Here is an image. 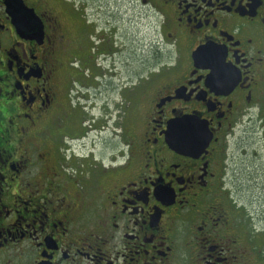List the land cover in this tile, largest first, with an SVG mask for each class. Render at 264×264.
Returning a JSON list of instances; mask_svg holds the SVG:
<instances>
[{"label": "flooded vegetation", "instance_id": "obj_1", "mask_svg": "<svg viewBox=\"0 0 264 264\" xmlns=\"http://www.w3.org/2000/svg\"><path fill=\"white\" fill-rule=\"evenodd\" d=\"M142 2L129 67L101 7L0 0V264H264V189L229 154L264 168V0Z\"/></svg>", "mask_w": 264, "mask_h": 264}, {"label": "rangeland", "instance_id": "obj_2", "mask_svg": "<svg viewBox=\"0 0 264 264\" xmlns=\"http://www.w3.org/2000/svg\"><path fill=\"white\" fill-rule=\"evenodd\" d=\"M84 4L86 11L92 16H102L98 12V8L101 7L103 16L111 21L112 27L116 26L120 33L116 36L117 45L118 40L121 37V41L126 42L127 45V61L128 66H141L145 65L148 58L151 57V46L156 40L155 32V20L150 10L143 5L142 0H76ZM155 45V43H154ZM162 48V47H161ZM119 50V48H117ZM115 48V51L117 50ZM154 50L155 46H154ZM125 53V54H126ZM121 55L122 52L119 51ZM155 56V54H153ZM167 53L160 52V61L165 60ZM141 61H143L141 63ZM149 62V61H148ZM130 71V69H129ZM98 112L96 113V115ZM96 129L99 127L100 122L96 121ZM110 127H114V121L110 123ZM237 139L241 137V134L235 136ZM98 138V134L96 136ZM243 147L246 150V158L242 156ZM256 142H252L249 145H236V141L232 142L229 149V154L233 155L235 161L238 163L240 160L245 161L242 164V168L250 169L249 172L254 175L256 179L255 185L260 186V193L264 189V168L260 167V159H254L253 153L258 150ZM96 148H101V144L96 140ZM243 149V150H244ZM259 151V150H258ZM260 154V152H259ZM245 163V164H244ZM247 167V168H245ZM232 176V171L229 172ZM255 187V186H254Z\"/></svg>", "mask_w": 264, "mask_h": 264}]
</instances>
